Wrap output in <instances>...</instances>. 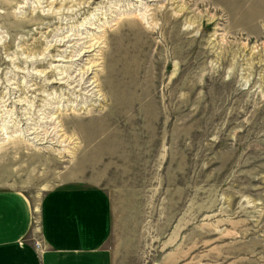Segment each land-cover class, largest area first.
Wrapping results in <instances>:
<instances>
[{"label":"rangeland","instance_id":"obj_1","mask_svg":"<svg viewBox=\"0 0 264 264\" xmlns=\"http://www.w3.org/2000/svg\"><path fill=\"white\" fill-rule=\"evenodd\" d=\"M151 1L0 0V189H102L114 264H264V0ZM125 27L157 70L82 96Z\"/></svg>","mask_w":264,"mask_h":264},{"label":"crops","instance_id":"obj_2","mask_svg":"<svg viewBox=\"0 0 264 264\" xmlns=\"http://www.w3.org/2000/svg\"><path fill=\"white\" fill-rule=\"evenodd\" d=\"M110 233L109 198L98 187L49 190L37 210L20 192L0 189V264H114Z\"/></svg>","mask_w":264,"mask_h":264},{"label":"bare ground","instance_id":"obj_3","mask_svg":"<svg viewBox=\"0 0 264 264\" xmlns=\"http://www.w3.org/2000/svg\"><path fill=\"white\" fill-rule=\"evenodd\" d=\"M155 0L151 1L154 2ZM149 2V1H148ZM166 18H170V24H174L178 22L179 19H176L172 16H169L167 13L164 14ZM136 23V22H134ZM138 24H141L140 22ZM131 25V24H130ZM129 27V26H128ZM121 29L119 28L120 32V40L118 44L115 46V49H111L109 53H101L99 56L102 59L101 64L104 66V74L102 76H97V80L93 81L92 83L87 82V79L89 78V70L82 73L81 79L78 81V85L76 88H79V93H82L81 95L86 98H91L95 96L96 94H100L108 90V92H114L118 88L119 80H124L129 78V75H134L144 69L147 70H157L158 66H155L154 64L155 59H160L161 56V49L162 47L160 45H157L155 48L156 50L153 51V40L152 36L155 37L156 33L150 32V36L145 37V33L142 29L139 30H133L129 28ZM147 28V26H146ZM164 27H161L159 30L160 32L164 30ZM149 30V29H148ZM151 30V29H150ZM165 31V30H164ZM119 32V31H118ZM176 43L177 37L173 38L171 37H165L166 44H169V42ZM99 42V41H98ZM98 42H94L93 44H88L86 46V50L83 54L78 56V59L75 62H82V58L85 57V55H88L91 52H94L96 48H98L97 44ZM97 46V47H96ZM75 49L76 46H71ZM101 48V47H100ZM83 52V51H82ZM88 53V54H87ZM150 57V66L147 68L145 67L143 60ZM77 58V57H76ZM163 58V57H162ZM74 62L73 60L69 61ZM68 62V63H69ZM160 65V64H158ZM99 66V65H98ZM88 75V76H87ZM91 75V74H90ZM87 76V77H85ZM96 78V77H95ZM69 79V78H68ZM71 79V78H70ZM77 80V79H74ZM109 83V84H108ZM76 91V90H75ZM78 94V93H77ZM109 99L110 96H108ZM107 97V98H108ZM54 132L55 129H54ZM63 134V133H62ZM43 135V136H41ZM61 135V134H60ZM34 137L33 140L35 143H40L41 145H48L49 137L46 136V134H41L38 131H34L31 135ZM55 136V135H54ZM57 136V135H56ZM41 138V139H40ZM55 138V137H54ZM51 141V140H50ZM71 143V142H70ZM51 145H53L51 143Z\"/></svg>","mask_w":264,"mask_h":264},{"label":"built area","instance_id":"obj_4","mask_svg":"<svg viewBox=\"0 0 264 264\" xmlns=\"http://www.w3.org/2000/svg\"><path fill=\"white\" fill-rule=\"evenodd\" d=\"M34 247L37 248V244H34Z\"/></svg>","mask_w":264,"mask_h":264}]
</instances>
